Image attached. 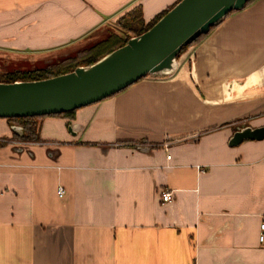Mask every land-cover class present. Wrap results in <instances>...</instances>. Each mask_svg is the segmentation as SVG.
I'll return each mask as SVG.
<instances>
[{
    "label": "crops",
    "instance_id": "0c3cea01",
    "mask_svg": "<svg viewBox=\"0 0 264 264\" xmlns=\"http://www.w3.org/2000/svg\"><path fill=\"white\" fill-rule=\"evenodd\" d=\"M180 1L0 0V55L100 42L126 13L149 24ZM38 126L40 141L10 140L0 119V264H264V139L230 145L264 127V0L174 71Z\"/></svg>",
    "mask_w": 264,
    "mask_h": 264
},
{
    "label": "water",
    "instance_id": "95a60500",
    "mask_svg": "<svg viewBox=\"0 0 264 264\" xmlns=\"http://www.w3.org/2000/svg\"><path fill=\"white\" fill-rule=\"evenodd\" d=\"M249 0H181L151 29L109 53L90 66L39 80L0 82V119L44 117L73 112L110 98L140 80L168 74L177 58L234 11H242ZM19 135L24 129L13 125ZM264 127L240 128L230 145L263 140Z\"/></svg>",
    "mask_w": 264,
    "mask_h": 264
},
{
    "label": "trees",
    "instance_id": "16d2710c",
    "mask_svg": "<svg viewBox=\"0 0 264 264\" xmlns=\"http://www.w3.org/2000/svg\"><path fill=\"white\" fill-rule=\"evenodd\" d=\"M256 0H249L248 5L253 3ZM172 9V8H171ZM170 9V10H171ZM164 12L162 15L157 17L153 22L149 24H144L142 13L139 10H135L129 12L127 16L129 17L128 22L125 24L124 28L127 30H131L130 27H136L138 30H131L133 33H136L137 36L142 35L149 29H151L167 12ZM236 12V11H234ZM213 27L212 29H214ZM211 29V30H212ZM205 35H202L204 37ZM198 38L197 40H200ZM130 38L127 36L120 35H110L108 38L96 43L86 50V58L79 62H71V60L60 63L50 69H44L39 71H34L30 73H24L22 75H16L15 77H10L6 79H1L0 82L3 83H14V82H26V81H39L45 80L53 77H57L60 75H64L67 73L73 72L76 68L82 66H90L101 60L103 57L108 55L109 53L125 46ZM185 46L182 51L186 48ZM181 51V54H182ZM73 112H68L60 115H53L59 117H72ZM46 117V116H44ZM42 117H24V118H12L6 119L10 124L21 126L24 129V134L19 135L16 132H13L12 138L10 140H17L22 142H38L41 140L40 130L38 126V120ZM9 140V141H10ZM4 145L0 142V146Z\"/></svg>",
    "mask_w": 264,
    "mask_h": 264
},
{
    "label": "rangeland",
    "instance_id": "374dc122",
    "mask_svg": "<svg viewBox=\"0 0 264 264\" xmlns=\"http://www.w3.org/2000/svg\"><path fill=\"white\" fill-rule=\"evenodd\" d=\"M132 12V11H131ZM129 13V12H128ZM126 13L120 17L113 25L103 28L102 31H107L111 35H120L127 36L128 38L137 37L136 33H133L131 30H138L136 27H130V31L125 29L124 26L128 22L129 17ZM224 21V20H223ZM213 30V29H212ZM212 30L206 34L204 37H200V40H195L193 43L188 45L183 51L182 54L188 52L192 46L197 45L201 41L205 40L212 32ZM99 41L92 43L90 40H85L80 43L71 45L68 49L62 53H57L50 56H44L39 58H21L14 56H2L0 55V80L10 77H15L16 75H22L24 73H30L34 71L50 69L60 63L71 60V62H79L86 58V50L91 46L95 45ZM178 57H180L182 55ZM38 122V121H37ZM18 126V125H17ZM21 127V126H20ZM1 143H4L2 141Z\"/></svg>",
    "mask_w": 264,
    "mask_h": 264
},
{
    "label": "built area",
    "instance_id": "2783aa9c",
    "mask_svg": "<svg viewBox=\"0 0 264 264\" xmlns=\"http://www.w3.org/2000/svg\"><path fill=\"white\" fill-rule=\"evenodd\" d=\"M5 141L4 139H0V142ZM171 156H168V159H170ZM59 194L61 197L65 195V190L61 187L59 188ZM163 203H171L174 199V194L172 191H165L161 194ZM261 231L263 232L260 236V241L264 242V222L261 224Z\"/></svg>",
    "mask_w": 264,
    "mask_h": 264
},
{
    "label": "bare ground",
    "instance_id": "6f19581e",
    "mask_svg": "<svg viewBox=\"0 0 264 264\" xmlns=\"http://www.w3.org/2000/svg\"><path fill=\"white\" fill-rule=\"evenodd\" d=\"M246 82H244V83H240V84H245Z\"/></svg>",
    "mask_w": 264,
    "mask_h": 264
},
{
    "label": "flooded vegetation",
    "instance_id": "af4514ba",
    "mask_svg": "<svg viewBox=\"0 0 264 264\" xmlns=\"http://www.w3.org/2000/svg\"><path fill=\"white\" fill-rule=\"evenodd\" d=\"M236 12H237V11H236ZM232 13H234V12H232ZM232 13H231V14H232Z\"/></svg>",
    "mask_w": 264,
    "mask_h": 264
}]
</instances>
